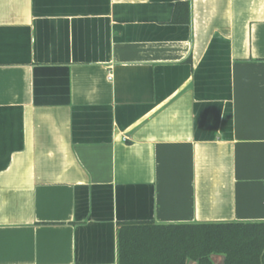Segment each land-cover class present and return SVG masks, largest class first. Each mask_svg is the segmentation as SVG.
<instances>
[{
    "label": "crops",
    "instance_id": "1",
    "mask_svg": "<svg viewBox=\"0 0 264 264\" xmlns=\"http://www.w3.org/2000/svg\"><path fill=\"white\" fill-rule=\"evenodd\" d=\"M131 221H264V0H0V264Z\"/></svg>",
    "mask_w": 264,
    "mask_h": 264
},
{
    "label": "trees",
    "instance_id": "2",
    "mask_svg": "<svg viewBox=\"0 0 264 264\" xmlns=\"http://www.w3.org/2000/svg\"><path fill=\"white\" fill-rule=\"evenodd\" d=\"M173 20H189L187 2L176 5ZM214 254L222 264H264V221L117 225V264H215Z\"/></svg>",
    "mask_w": 264,
    "mask_h": 264
},
{
    "label": "rangeland",
    "instance_id": "3",
    "mask_svg": "<svg viewBox=\"0 0 264 264\" xmlns=\"http://www.w3.org/2000/svg\"><path fill=\"white\" fill-rule=\"evenodd\" d=\"M214 255H218V254H214ZM189 263H193V264H195V262H194L193 260H189V261H188V264H189Z\"/></svg>",
    "mask_w": 264,
    "mask_h": 264
}]
</instances>
